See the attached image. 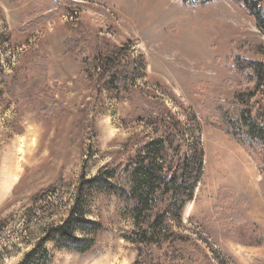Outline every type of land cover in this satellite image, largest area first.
Here are the masks:
<instances>
[{
  "label": "rangeland",
  "instance_id": "rangeland-1",
  "mask_svg": "<svg viewBox=\"0 0 264 264\" xmlns=\"http://www.w3.org/2000/svg\"><path fill=\"white\" fill-rule=\"evenodd\" d=\"M29 23L31 30L17 31ZM69 39H79L75 53L100 60L124 48L137 62L135 84L123 93L102 87L98 71L66 55ZM259 45L264 36L233 0L204 6L185 0H0V264H21L69 216L83 181L115 161L125 144L133 153L135 138L153 129L128 117L158 107L190 128V114L201 123L203 174L180 230L214 264H264L259 166L208 123L209 111L200 105L202 97L233 101L225 86L235 80L229 60L264 62ZM83 199L88 219L105 227L94 238L95 249L79 254L46 241L45 257L36 254L39 264H134L135 247L121 237L132 228L124 205L86 190ZM190 252L193 260L183 264H194L196 251Z\"/></svg>",
  "mask_w": 264,
  "mask_h": 264
},
{
  "label": "trees",
  "instance_id": "trees-1",
  "mask_svg": "<svg viewBox=\"0 0 264 264\" xmlns=\"http://www.w3.org/2000/svg\"><path fill=\"white\" fill-rule=\"evenodd\" d=\"M214 1L185 0L193 6H204ZM233 1L242 4L264 36V0ZM33 25L26 24L17 31L31 30ZM69 40L66 55L83 64L86 71L91 67L98 71L96 81L102 87L108 85L123 93L128 86L131 88L135 84L137 62L127 55L124 48L114 47L100 60L83 52L75 53L79 39ZM259 48L264 54V46L259 45ZM227 71L235 78L225 82V86L233 91V101L223 97L213 100L202 97L200 105L209 111L208 123L230 135L253 157L264 179V62L234 56L229 60ZM42 78H36L34 88ZM4 80L0 64V83ZM23 83H26L24 78ZM51 103L55 105L57 101L52 100ZM178 105L188 110L185 105ZM189 118L191 128L166 107L142 108L130 115L127 121L142 123L146 129H153L152 132H148L144 139L135 138L131 154L128 153L130 144H125L114 153L116 162L101 167L92 179L80 184L69 216L49 229L42 243L53 241L60 249L79 254L95 249L98 242L94 238L105 227L88 219L89 209L83 199L86 190L115 197L124 205L132 228L124 231L121 237L135 247L137 259L134 264H183L185 260H193L190 252L193 249L196 251L194 264H214L202 254L200 246L192 242L191 236L183 234L179 228L183 225L185 210L194 198L204 167L200 119L191 114ZM45 194L39 193V197ZM90 232L94 234L93 238ZM42 243L29 252L21 264H39L37 252L40 251L38 255L42 254L41 258L45 257Z\"/></svg>",
  "mask_w": 264,
  "mask_h": 264
},
{
  "label": "bare ground",
  "instance_id": "bare-ground-1",
  "mask_svg": "<svg viewBox=\"0 0 264 264\" xmlns=\"http://www.w3.org/2000/svg\"><path fill=\"white\" fill-rule=\"evenodd\" d=\"M214 146L217 147V145H214ZM215 154H216V155H219V152H216ZM216 159H219V157H217ZM237 164L240 165L241 167H243L242 162L238 161ZM12 169H13V168H12ZM12 169H11V170H12ZM240 171H241V170H240ZM217 174L220 176V172H219V171L217 172ZM230 179L233 180V178H231V177H230ZM8 181H9V180H8Z\"/></svg>",
  "mask_w": 264,
  "mask_h": 264
}]
</instances>
